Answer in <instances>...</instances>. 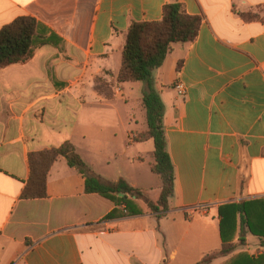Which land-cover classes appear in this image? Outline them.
Segmentation results:
<instances>
[{
	"label": "crops",
	"instance_id": "crops-1",
	"mask_svg": "<svg viewBox=\"0 0 264 264\" xmlns=\"http://www.w3.org/2000/svg\"><path fill=\"white\" fill-rule=\"evenodd\" d=\"M171 2L204 19L196 39L174 44L153 72L174 165L166 215L107 219L116 203L87 193L64 157L46 197L23 198L29 155L65 142L104 179L149 193L135 167L151 168L154 142L137 140L148 125L134 131L124 115L118 75L130 25L161 20ZM248 10L264 14V0H0V29L32 16L49 40L28 62L0 68V264H196L224 241L233 251L209 264L264 255V20L238 14ZM148 141L152 150L139 149ZM242 203H253L252 219L237 214L224 238L221 208Z\"/></svg>",
	"mask_w": 264,
	"mask_h": 264
},
{
	"label": "trees",
	"instance_id": "trees-1",
	"mask_svg": "<svg viewBox=\"0 0 264 264\" xmlns=\"http://www.w3.org/2000/svg\"><path fill=\"white\" fill-rule=\"evenodd\" d=\"M238 14L247 21H263L259 13L253 10L240 11ZM203 19L202 15L187 13L182 3L171 2L164 6L161 20L133 22L127 32L118 81L145 83L143 104L146 108L148 129L139 133L136 138L152 139L154 142V150L150 154L153 158L151 169L162 180L161 189L156 196H150L145 190L133 187L124 178L117 181L104 179L84 162L71 142H65L59 147L29 155L31 174L23 189V198H45L50 169L59 158L64 157L69 166L76 168L84 176L87 193L103 195L116 203L118 209H114L107 219L116 215L136 216L144 213L155 214L158 218L164 217L174 193V165L167 149L163 123L165 107L155 88L153 72L164 64L173 51L174 44L189 43L196 39ZM39 27L40 23L35 17L24 15L0 29V68L28 62L39 46L49 43V40L38 36ZM102 84L109 87V91L104 90ZM97 89L108 96L112 92L111 86L102 81L98 83ZM253 210V203L251 207L245 203L230 205L226 209L222 207L220 213L223 217V237L225 238V226L235 225L237 214L241 215L242 224H249ZM262 243L264 245V241ZM233 249V244L224 241L221 250L205 256L196 264H209L213 259L229 254ZM247 263L264 264V255L258 260L240 255L234 264ZM163 264H167V260H164Z\"/></svg>",
	"mask_w": 264,
	"mask_h": 264
},
{
	"label": "rangeland",
	"instance_id": "rangeland-1",
	"mask_svg": "<svg viewBox=\"0 0 264 264\" xmlns=\"http://www.w3.org/2000/svg\"><path fill=\"white\" fill-rule=\"evenodd\" d=\"M259 15L261 19L264 20V14L262 13ZM123 85H125L123 87L125 89L128 101L127 102L122 101L120 103V106L125 116L129 114V119L130 122H132V126H134L133 127L134 131H141L143 128H145L147 123L146 108L144 107L143 104L145 83L143 81H135V82H124ZM101 86L106 91L107 90L109 91L110 89L105 84H102ZM138 147L139 149H142L144 151L152 150L153 142L148 141L144 143H138ZM134 150L135 152H137L136 148H134ZM76 152L78 153V151ZM84 162L90 168H92V166H90L86 160H84ZM135 174L141 184H144V186H146L147 188H152L149 189V194L150 196H154L156 194V189L154 188L160 186L162 184V180L158 174L152 171V169L150 168V163L147 161H143V163L141 164H136Z\"/></svg>",
	"mask_w": 264,
	"mask_h": 264
},
{
	"label": "built area",
	"instance_id": "built-area-1",
	"mask_svg": "<svg viewBox=\"0 0 264 264\" xmlns=\"http://www.w3.org/2000/svg\"><path fill=\"white\" fill-rule=\"evenodd\" d=\"M175 88L178 90V92L181 95H185L186 94V88L185 85L182 83V81L180 79H178V81L175 84Z\"/></svg>",
	"mask_w": 264,
	"mask_h": 264
}]
</instances>
